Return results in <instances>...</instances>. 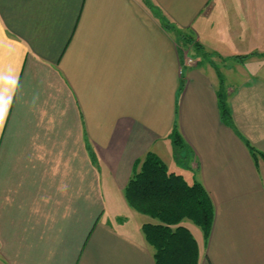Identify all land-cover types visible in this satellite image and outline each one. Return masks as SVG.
<instances>
[{"label":"crops","instance_id":"obj_1","mask_svg":"<svg viewBox=\"0 0 264 264\" xmlns=\"http://www.w3.org/2000/svg\"><path fill=\"white\" fill-rule=\"evenodd\" d=\"M149 1L0 0V264H155L124 196L149 153L212 197L200 264H264V0Z\"/></svg>","mask_w":264,"mask_h":264},{"label":"trees","instance_id":"obj_2","mask_svg":"<svg viewBox=\"0 0 264 264\" xmlns=\"http://www.w3.org/2000/svg\"><path fill=\"white\" fill-rule=\"evenodd\" d=\"M145 2L149 7H155L149 0ZM166 26L169 29V24ZM177 39L184 49L192 45L201 50L188 31L179 30ZM217 96L223 122L235 128L228 96L223 89ZM170 138L175 159L180 164L188 162L192 150L183 139L177 123ZM249 149L254 159L263 155L252 146ZM138 166L124 190V196L134 211L149 219L143 224L142 232L154 263L200 264V247L188 222L201 230L205 242L209 240L215 220V206L210 193L202 183L189 184L182 175L169 172L166 163L153 153H149Z\"/></svg>","mask_w":264,"mask_h":264},{"label":"rangeland","instance_id":"obj_3","mask_svg":"<svg viewBox=\"0 0 264 264\" xmlns=\"http://www.w3.org/2000/svg\"><path fill=\"white\" fill-rule=\"evenodd\" d=\"M191 34V33H190ZM187 49H189V50H187ZM184 50H186V51H188L189 53H191L190 52V48H185ZM165 158V161H166V164L168 165V171L169 172H173V171H177L175 168H174V163H175V160H174V163H173V156L171 157V158H167L166 156H164ZM179 165V164H178ZM175 166H176V163H175ZM182 166H184V164H182ZM186 175V177H187V181L189 180V181H191V176L189 175V174H185ZM185 180H186V178H185ZM149 220V219H148ZM188 226H189V228L191 229V231H192V233H193V235H194V237L196 238V240L198 241V244L200 245V248H202L203 247V244H204V239H203V235H202V232H201V230L197 227V226H195V225H193V224H191V223H189L188 222Z\"/></svg>","mask_w":264,"mask_h":264},{"label":"built area","instance_id":"obj_4","mask_svg":"<svg viewBox=\"0 0 264 264\" xmlns=\"http://www.w3.org/2000/svg\"><path fill=\"white\" fill-rule=\"evenodd\" d=\"M186 59H187V64L188 65H195V64H197V61H196V59H193L192 57H189L188 55H186Z\"/></svg>","mask_w":264,"mask_h":264}]
</instances>
